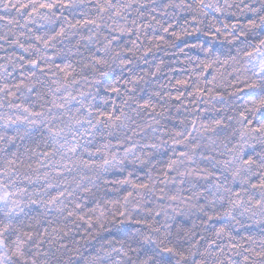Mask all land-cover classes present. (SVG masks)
Segmentation results:
<instances>
[{"label": "snow or ice", "instance_id": "1", "mask_svg": "<svg viewBox=\"0 0 264 264\" xmlns=\"http://www.w3.org/2000/svg\"><path fill=\"white\" fill-rule=\"evenodd\" d=\"M0 12V51L19 50L0 56V264H264V236L237 239L231 223H215H264V0H0ZM199 33L227 47L185 42L194 75L175 80V96L146 79L162 60L143 75L129 67L142 48ZM222 82L253 99L222 114ZM189 87L194 104L225 107L211 119L186 109L191 119L169 130L161 121ZM129 166L112 183L131 190L105 202L119 234L85 254L73 227L103 228L106 173ZM137 166L146 181L131 179ZM85 201L96 206L85 212Z\"/></svg>", "mask_w": 264, "mask_h": 264}, {"label": "trees", "instance_id": "2", "mask_svg": "<svg viewBox=\"0 0 264 264\" xmlns=\"http://www.w3.org/2000/svg\"><path fill=\"white\" fill-rule=\"evenodd\" d=\"M258 6V5H257ZM85 11H88V9H85ZM5 14L3 12H0V15ZM10 15L15 16L16 13L12 12ZM250 15V14H249ZM19 19V17H17ZM148 17L145 16L144 21H147ZM211 19V17L209 18ZM242 23L247 22L246 17H240L239 18ZM221 20L227 23L233 22L234 18L230 15L227 17H221ZM3 22H0L2 24ZM109 23H111L109 21ZM146 33L149 37L152 36H159L163 35V33L157 28L154 32L152 29H147ZM84 34L87 35V30H84ZM135 37H132L134 39ZM143 38V37H142ZM168 40H171V36L165 37ZM185 42L187 43H196L200 42L203 43L205 47L208 46H215L217 48H226L227 44L224 42V37L220 36L219 38H213L211 35L205 36L203 33L196 34L191 37H185L184 39L180 41H176V47H167L166 45L161 44V47L159 49L153 48L150 53H148L147 56H143V48L140 52L136 53L135 56H131V54H128L131 56V59H133L134 63L133 65H130L136 73L143 75L144 72H151L155 71V65L157 63H160L162 60L164 62L165 67H163L162 72L157 77H151L150 75L146 77V79L151 81L150 87L152 89L158 88L160 85H167L166 89H163V91H170L173 96L176 95V89L173 88V85L175 84L176 79H187L190 72L194 75L193 66L188 64L187 59L184 55L180 54L179 49L184 47ZM2 43V42H0ZM120 43L122 46L127 45L128 47H131L130 43H128V37H122L120 40ZM147 44V41H145ZM13 51H19L18 49H13L7 45H5V51H0V56H4L5 52H13ZM186 52H188V55L193 56L195 58V55L197 53L195 52H189L187 49H185ZM73 59V57H64V58H57V63H63L66 60ZM216 69H210L208 71L204 72V76L207 78L208 81L212 80V76L216 74ZM220 71H223V69H220ZM230 71V69H229ZM119 74V72H118ZM17 75H19L17 73ZM130 75L128 68H125L123 72V77L127 78ZM169 78H171V83L169 82ZM231 78H229L230 80ZM108 83H112V81H109ZM118 87H121V90H123V83H120L117 85ZM141 87H144L142 84ZM207 87H212V85H207ZM240 87H243V85H240ZM184 91V99H183V107L180 108L179 111H177L175 105L176 101H173V106L170 108V112L168 114V118L166 120H162V124L165 125L169 130L173 128L174 125H178L179 120L182 118H188L191 119V116L189 114V111L186 109L192 110L193 113H197L201 116L202 119H211L213 116H218L220 114L215 112L216 108H222L225 107V105H222L218 101H211L208 104L200 103L199 105L193 103V96L188 95L189 92H192L193 89L191 87L187 89H182ZM216 92H219L221 95L227 98L226 107L228 109L227 112L222 113L224 115H230L233 114L232 108L242 106L246 100L253 99V97L249 94L248 90H245L243 93H236L235 96H231L230 93L234 91V89L230 86H228L227 82H222L219 84V86L215 89ZM109 95L106 93L103 89H101V96ZM112 99H116L115 94H111ZM204 99H208L207 95L204 96ZM97 103H100V100L98 98ZM117 104H119V100H117ZM200 109H205L204 112H200ZM150 122V121H149ZM115 143V141H113ZM171 143V142H169ZM178 151L183 150L182 148L178 147ZM259 150V149H257ZM164 151V150H162ZM168 155H171L169 152ZM164 160L167 159V156L163 157ZM159 167V165H157ZM131 170V166L123 172L113 169L110 170L108 173H106V179L110 182L107 185L104 186L102 198L100 199V205L103 209H108L109 211H106V219L102 220L101 223H103V228H101L100 223H96L95 226L91 229H88L89 232H91V235H87L85 232V229L88 227L87 224L81 222L79 228L73 227V234L75 235V238L77 240H80L82 247V251L85 252V254H89L93 252L96 248H99L101 244L106 243L107 240L113 239L118 236L119 231L117 228L113 227L110 221L112 220L111 213L115 211V208L110 203H105L106 201H115V200H122L123 196L126 194V191L131 190L130 186H121L116 183H112V181L122 179L124 176L128 175V172ZM146 169H142L139 166H137V171L134 172L131 179L134 181L144 182L146 181L147 177L145 175ZM154 176L156 175V172L152 173ZM257 179L254 177V180ZM159 194V193H157ZM85 207L84 211L87 212L89 209L95 207L94 202L85 201ZM148 206H152L149 204ZM99 215V211L93 214V220H95V216ZM119 219V217H117ZM238 220H240V223H236L235 221H220L215 222L216 226H219L221 223H231L232 224V234L237 238L240 239V237H247L252 236L257 241L264 236V223H256L253 220L248 219L247 217H238ZM82 236H86L87 239H81ZM247 246V245H245ZM234 260L239 261L241 257L234 256Z\"/></svg>", "mask_w": 264, "mask_h": 264}]
</instances>
